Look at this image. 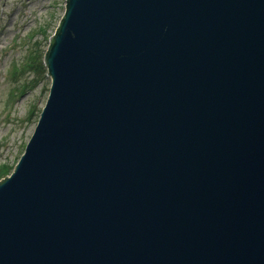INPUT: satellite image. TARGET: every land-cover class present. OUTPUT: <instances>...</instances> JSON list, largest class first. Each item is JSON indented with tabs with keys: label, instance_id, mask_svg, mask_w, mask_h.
Wrapping results in <instances>:
<instances>
[{
	"label": "water",
	"instance_id": "obj_1",
	"mask_svg": "<svg viewBox=\"0 0 264 264\" xmlns=\"http://www.w3.org/2000/svg\"><path fill=\"white\" fill-rule=\"evenodd\" d=\"M44 63L0 264H264V0H65Z\"/></svg>",
	"mask_w": 264,
	"mask_h": 264
},
{
	"label": "rangeland",
	"instance_id": "obj_2",
	"mask_svg": "<svg viewBox=\"0 0 264 264\" xmlns=\"http://www.w3.org/2000/svg\"><path fill=\"white\" fill-rule=\"evenodd\" d=\"M64 7L65 0H0V166L15 164L36 126L50 86L40 55Z\"/></svg>",
	"mask_w": 264,
	"mask_h": 264
},
{
	"label": "trees",
	"instance_id": "obj_3",
	"mask_svg": "<svg viewBox=\"0 0 264 264\" xmlns=\"http://www.w3.org/2000/svg\"><path fill=\"white\" fill-rule=\"evenodd\" d=\"M42 54H43V52H42ZM42 54L40 55V56H42ZM41 59H42V57H41ZM40 64V67L43 69V71L45 70L44 69V67H43V64H42V61L39 63ZM13 167V166H12ZM12 167H7V165H1L0 166V176H4V175H6V174H8L10 171H11V169H12Z\"/></svg>",
	"mask_w": 264,
	"mask_h": 264
}]
</instances>
